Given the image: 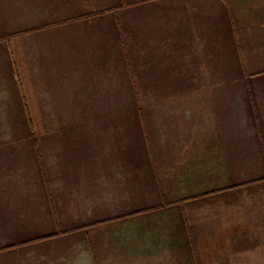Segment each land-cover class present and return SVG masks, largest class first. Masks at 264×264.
<instances>
[{
    "label": "crops",
    "instance_id": "1",
    "mask_svg": "<svg viewBox=\"0 0 264 264\" xmlns=\"http://www.w3.org/2000/svg\"><path fill=\"white\" fill-rule=\"evenodd\" d=\"M0 264H264V0H0Z\"/></svg>",
    "mask_w": 264,
    "mask_h": 264
},
{
    "label": "rangeland",
    "instance_id": "2",
    "mask_svg": "<svg viewBox=\"0 0 264 264\" xmlns=\"http://www.w3.org/2000/svg\"><path fill=\"white\" fill-rule=\"evenodd\" d=\"M130 109H132V105H131V108ZM142 109H145V103L143 104V108Z\"/></svg>",
    "mask_w": 264,
    "mask_h": 264
}]
</instances>
